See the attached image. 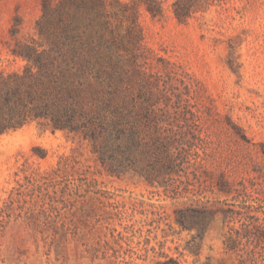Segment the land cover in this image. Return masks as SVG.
Segmentation results:
<instances>
[{
    "label": "rangeland",
    "instance_id": "rangeland-1",
    "mask_svg": "<svg viewBox=\"0 0 264 264\" xmlns=\"http://www.w3.org/2000/svg\"><path fill=\"white\" fill-rule=\"evenodd\" d=\"M163 1L160 17L139 8L132 34V20L113 18L114 57L105 59L103 74L76 79L86 85L76 102L83 109L105 100L114 109L118 102L148 140L160 119V131L169 128L175 152L185 155L176 156L175 170L157 186L135 171L109 173L82 129L53 130L30 119L2 134L0 211L8 222L0 230V264H166L170 258L201 264L209 255L221 256L226 228L219 218L205 236L182 227L181 219L192 218L190 208L226 199L246 211L247 200L257 214V163H264V0H206L207 9L184 22L175 15V0ZM41 14L42 0H0V71L25 72L28 60L12 49L42 40L35 27ZM61 156L75 157L78 169L56 186L23 188L27 195H18L26 174L57 167ZM142 157L150 170L161 156H153L151 146ZM221 174L240 189L235 197L212 186V177Z\"/></svg>",
    "mask_w": 264,
    "mask_h": 264
},
{
    "label": "trees",
    "instance_id": "trees-1",
    "mask_svg": "<svg viewBox=\"0 0 264 264\" xmlns=\"http://www.w3.org/2000/svg\"><path fill=\"white\" fill-rule=\"evenodd\" d=\"M206 3V0H175V15L180 21H187L196 12L206 10ZM163 4V0H132L130 5L121 0H42V14L35 26L42 40L33 44L26 42L12 49L14 54L28 60L25 72L6 74L0 71V136L25 125L30 119L42 120L53 130L79 132L82 129L84 138L94 141L96 160L109 173L120 177L135 171L153 185H165L167 175L178 165L177 157L185 154L182 149L175 152L170 129L167 128L169 134L161 132L160 119L148 140L146 129L137 126L131 111L118 102L114 109L110 100H105L102 106L86 109L76 102L84 97L86 86L76 83V79L84 80L94 71L103 74L105 59L114 57L116 31L113 18L132 20L128 25L132 34L138 24L141 6L154 17H160L164 15ZM131 8L132 16L128 13ZM125 47L129 48L126 44ZM116 97L113 99L117 100ZM151 146L152 155L161 157H156L149 170L146 168L148 162L142 156L148 155ZM77 163L75 157L61 156L57 167L26 174L25 182L17 189L18 195H27L23 188L41 190L45 184L56 186L59 178L64 180L71 168L78 169ZM140 163H145V168L138 166ZM212 179V186L219 194L235 197V192L240 191L224 174ZM25 201H28L26 197ZM246 201L242 204L246 211L232 208L234 204L225 199L218 200L217 206L192 207L189 209L192 218L180 220L182 227L196 229L204 236L218 218L222 228H226L221 256L209 255L201 264H264V163H257V214L253 212L254 205ZM2 215L1 212L0 230L8 222ZM178 263L173 258L166 261V264Z\"/></svg>",
    "mask_w": 264,
    "mask_h": 264
}]
</instances>
